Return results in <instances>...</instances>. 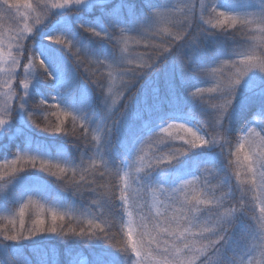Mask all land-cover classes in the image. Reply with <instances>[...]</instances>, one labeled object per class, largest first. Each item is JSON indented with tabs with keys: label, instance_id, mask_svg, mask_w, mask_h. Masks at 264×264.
Returning <instances> with one entry per match:
<instances>
[{
	"label": "snow or ice",
	"instance_id": "obj_1",
	"mask_svg": "<svg viewBox=\"0 0 264 264\" xmlns=\"http://www.w3.org/2000/svg\"><path fill=\"white\" fill-rule=\"evenodd\" d=\"M28 246L264 264V0H0V264Z\"/></svg>",
	"mask_w": 264,
	"mask_h": 264
},
{
	"label": "trees",
	"instance_id": "obj_2",
	"mask_svg": "<svg viewBox=\"0 0 264 264\" xmlns=\"http://www.w3.org/2000/svg\"><path fill=\"white\" fill-rule=\"evenodd\" d=\"M38 99H39V97H35V98H34L35 101H38ZM6 143H7V141H6ZM68 150H69V151H72V149H71V145H70V144L68 145ZM13 152H14V149L10 150V151L7 153V155H8L9 157H11L12 154H13ZM86 196H87V194H86ZM87 202H88V201H87V199H86V200H85V203H87ZM79 203H80V201H79V199L77 198V206H79ZM53 245H54L56 248L60 249V250H61V253H62L64 245H63L59 240L53 241ZM23 255H24V257H25L28 261H30V264H39V261H40L41 256H42L41 253H37V252H35V251L31 248V246H28V247H26V248L24 249V251H23ZM85 255H88L87 251H85ZM60 259H61L62 261L64 260V256H63L62 254H61V256H60Z\"/></svg>",
	"mask_w": 264,
	"mask_h": 264
},
{
	"label": "rangeland",
	"instance_id": "obj_3",
	"mask_svg": "<svg viewBox=\"0 0 264 264\" xmlns=\"http://www.w3.org/2000/svg\"><path fill=\"white\" fill-rule=\"evenodd\" d=\"M5 23H8L7 21H5ZM7 140L4 141V143H6Z\"/></svg>",
	"mask_w": 264,
	"mask_h": 264
}]
</instances>
